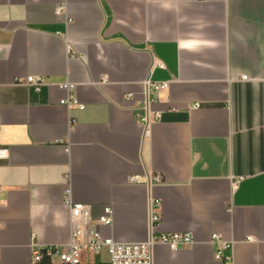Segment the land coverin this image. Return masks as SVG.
<instances>
[{
	"label": "crops",
	"instance_id": "obj_1",
	"mask_svg": "<svg viewBox=\"0 0 264 264\" xmlns=\"http://www.w3.org/2000/svg\"><path fill=\"white\" fill-rule=\"evenodd\" d=\"M0 49V264L70 242L68 189L94 220L112 207L97 229L117 243L149 239L159 199L155 234L195 244L156 245L154 264H264V0H0ZM32 75L40 91L15 84ZM148 81L168 87L146 130ZM213 235L233 243L221 260Z\"/></svg>",
	"mask_w": 264,
	"mask_h": 264
},
{
	"label": "built area",
	"instance_id": "obj_2",
	"mask_svg": "<svg viewBox=\"0 0 264 264\" xmlns=\"http://www.w3.org/2000/svg\"><path fill=\"white\" fill-rule=\"evenodd\" d=\"M66 13V4L57 6V16L62 17ZM159 66L163 67L162 64H159ZM241 79L243 81L249 80L247 76H243ZM15 84L31 87L35 91H40L46 85L43 77L40 75H32L25 79H19ZM58 86L68 92L72 89V85L68 82L59 84ZM167 87L168 83H152L150 81L146 83L144 105L138 114V120L146 130L153 121L161 119V113L152 111L151 105L156 101L160 91ZM61 104L67 107L76 105L80 109H84L72 95L63 100ZM4 156L5 151L0 150V159ZM141 179L142 177H132L129 181L130 183H137ZM144 179H146L149 187L164 183L163 178L159 175H145ZM241 180L242 178H238L236 183ZM66 194V203L71 209V219L74 225L70 242L66 245L49 247L45 250L36 249L33 253V261L36 264L43 263L45 259H47L46 262L49 264H83L85 253L99 256L102 250H106L109 255V264H154V248L156 245H165L172 251H179L180 249L191 248L195 244L194 236L190 233L155 234V226L161 221L159 214L161 201L159 199L150 198L151 235L149 239L143 243H117L113 239L104 238L97 229L98 225L111 226L113 224L112 207H105L103 214L97 220H94L90 206L74 204L71 200L69 189L66 191ZM211 243L216 246V258L220 260L224 258V251L233 248V243L224 241L219 235H213Z\"/></svg>",
	"mask_w": 264,
	"mask_h": 264
},
{
	"label": "clouds",
	"instance_id": "obj_3",
	"mask_svg": "<svg viewBox=\"0 0 264 264\" xmlns=\"http://www.w3.org/2000/svg\"><path fill=\"white\" fill-rule=\"evenodd\" d=\"M149 2L159 3L162 8L165 10H173V8L177 9V6L183 2V0H149Z\"/></svg>",
	"mask_w": 264,
	"mask_h": 264
}]
</instances>
